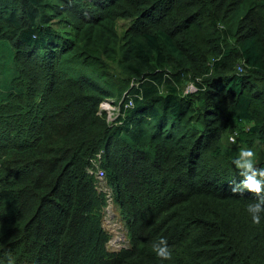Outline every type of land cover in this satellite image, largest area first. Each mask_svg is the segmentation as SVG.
<instances>
[{
	"label": "trees",
	"instance_id": "16d2710c",
	"mask_svg": "<svg viewBox=\"0 0 264 264\" xmlns=\"http://www.w3.org/2000/svg\"><path fill=\"white\" fill-rule=\"evenodd\" d=\"M186 75L203 89L182 97ZM132 79L142 99L109 128L98 104ZM234 131L264 168V0H0V264H264ZM100 150L128 216L117 255L85 170Z\"/></svg>",
	"mask_w": 264,
	"mask_h": 264
},
{
	"label": "clouds",
	"instance_id": "9594fccd",
	"mask_svg": "<svg viewBox=\"0 0 264 264\" xmlns=\"http://www.w3.org/2000/svg\"><path fill=\"white\" fill-rule=\"evenodd\" d=\"M240 63H244L243 61L239 62L236 65L238 72H242L243 68L239 66ZM142 81L132 79L129 81L128 88L122 92L119 96H109L102 99L98 104L97 114L104 117V120L109 128H117L121 127V125L125 122V119L128 115V111L135 107L136 99L141 100L142 97L139 93L134 92V89L139 88V85ZM183 86L180 88V96L184 97L190 94H194L198 92V90L203 89L198 85L201 82V78H191L189 75H186L183 79ZM163 94L165 92H159ZM236 143V132H231L228 134V137L224 136L222 139V143L225 144L226 142ZM236 144L242 145V143L237 142ZM243 149L241 150L240 157L236 158L235 163L241 166L245 171L246 179L242 181L243 186L247 189L254 190L255 192L259 193L262 190V185H264V179H257L256 177L259 176L264 178V168L262 169H255V167L259 164L260 157L253 158L254 152L252 150L253 147L246 149L244 145H242ZM261 152V149H259ZM104 151L100 150V152L96 153L94 156L88 158L87 165L85 167L86 173L88 176L92 177L94 180V189L100 195L104 197V205L101 209V219H100V227L107 235V240L104 243V249L108 254L117 255L123 250H129L131 248V241L129 237V228L127 224L128 216L121 212V208L119 203L116 200V187L112 185L108 181L107 171L104 168ZM248 172H251L250 174ZM97 184L101 186L98 190ZM110 190V198L112 202L117 206L121 219L124 221L125 228H126V235L128 238L129 245L127 247L121 248L118 251H109L107 248V244L110 240V235L108 231L104 228L102 220L104 216V209L107 206L108 196L105 193L106 188ZM229 190L232 193L237 194L240 197L251 199L249 193H247L238 181H234L230 184ZM252 200V199H251ZM249 211L252 213L251 219L253 223H260L261 216L260 212L264 210V198H261L258 202L252 203L248 205ZM153 250L155 251L156 255L162 260L171 259L172 252L167 246L166 238L160 237L158 243L153 244ZM11 264V263H8ZM21 264H34L30 262H24Z\"/></svg>",
	"mask_w": 264,
	"mask_h": 264
},
{
	"label": "rangeland",
	"instance_id": "374dc122",
	"mask_svg": "<svg viewBox=\"0 0 264 264\" xmlns=\"http://www.w3.org/2000/svg\"><path fill=\"white\" fill-rule=\"evenodd\" d=\"M127 23L128 22L125 20H118L117 22L119 29L126 28ZM5 54L9 56L7 51H5ZM225 142V145H227L233 151L237 152L238 156L240 157L241 150L243 149L242 145L231 143L228 141ZM252 150L255 154L253 158H259L261 156V152L259 151L257 146L253 147ZM97 188L99 190L101 186L97 184ZM105 193L108 196V204L104 209L102 223L104 228L108 231L110 235V240L107 244V248L109 251H118L119 249L127 247L129 245L128 238L126 235L127 231L125 228L124 221L121 219V216L119 214L117 206L112 202L110 198V190L108 189V187L106 188Z\"/></svg>",
	"mask_w": 264,
	"mask_h": 264
},
{
	"label": "bare ground",
	"instance_id": "6f19581e",
	"mask_svg": "<svg viewBox=\"0 0 264 264\" xmlns=\"http://www.w3.org/2000/svg\"><path fill=\"white\" fill-rule=\"evenodd\" d=\"M153 114V113H152Z\"/></svg>",
	"mask_w": 264,
	"mask_h": 264
}]
</instances>
